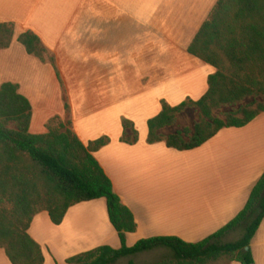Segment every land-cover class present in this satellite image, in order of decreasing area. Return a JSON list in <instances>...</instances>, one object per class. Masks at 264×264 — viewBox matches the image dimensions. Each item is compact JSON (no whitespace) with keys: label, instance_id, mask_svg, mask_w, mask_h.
<instances>
[{"label":"crops","instance_id":"crops-1","mask_svg":"<svg viewBox=\"0 0 264 264\" xmlns=\"http://www.w3.org/2000/svg\"><path fill=\"white\" fill-rule=\"evenodd\" d=\"M87 1L0 0V23L15 29L11 46L0 50V86L20 85L32 104L33 134L47 132L59 116L71 120L86 145L111 138L95 157L137 222L128 246L159 236L202 241L240 213L264 173V113L189 151L149 144L148 120L161 111L162 100L175 106L207 92L215 68L188 47L218 0H96V8ZM27 31L41 38L55 66L26 52L18 37ZM52 91L50 100L45 96ZM42 97L47 105L40 110ZM55 99L60 109H53ZM124 117L140 129L135 144L120 140ZM181 164L183 184H166ZM29 232L43 248L44 264H66L103 245L121 247L104 198L71 207L60 225L42 212ZM251 250L255 264H264V220ZM0 264H12L3 249Z\"/></svg>","mask_w":264,"mask_h":264},{"label":"trees","instance_id":"trees-1","mask_svg":"<svg viewBox=\"0 0 264 264\" xmlns=\"http://www.w3.org/2000/svg\"><path fill=\"white\" fill-rule=\"evenodd\" d=\"M14 33L12 23H0V50L11 46ZM18 41L29 55L55 66L53 56L47 60L48 50L37 34L24 32ZM188 52L215 68L208 77V90L198 100L187 98L175 106L162 100L161 111L148 120L149 144L164 142L178 151L193 150L222 129L245 127L264 113V0H218ZM189 107L199 115L193 128L165 134L164 129L174 126ZM224 107L230 111L219 117ZM32 116V104L20 92V85L1 84L0 249L12 264L45 263L41 244L29 232L36 215L47 212L52 223L60 225L71 207L102 198L121 247L99 246L68 258L66 264H116L160 248L170 250L172 257L158 264H255L251 242L264 220V173L240 213L202 241L159 236L128 246L127 235L137 231V222L95 157L111 138L105 135L86 145L59 116L47 123V132L33 134ZM122 126L120 140L137 143L139 131L134 122L124 117ZM239 230L238 240L223 242Z\"/></svg>","mask_w":264,"mask_h":264},{"label":"rangeland","instance_id":"rangeland-1","mask_svg":"<svg viewBox=\"0 0 264 264\" xmlns=\"http://www.w3.org/2000/svg\"><path fill=\"white\" fill-rule=\"evenodd\" d=\"M87 4L90 7H95V8L97 7V1L96 0H89V1H87ZM46 57H47V60H48V57H50L49 52L46 53ZM0 73H2L1 68H0ZM51 85H52V83H50V82L47 83L46 90L43 92V94L46 95L47 93H49ZM45 97L50 99V100L54 99L53 91H52L50 96H45ZM42 98H41V100H38V102H37V108H39L40 110H43L44 108H46V105H47L43 101L44 97H42ZM187 98H191V97H187ZM248 101H250V99ZM53 109H60V105H59V103H57V99H55L54 102H53ZM67 110L69 112V106H68ZM228 111H230V107H224L221 110V112L219 114V117H224L223 114L228 112ZM198 116L199 115H198V111L197 110H195L194 108H191V107L186 108L178 116L177 123L174 126L165 128L164 129V133L165 134L173 133L176 130H182L184 127H188L190 129H192L193 126H194V123L198 120ZM75 118L76 119L81 118V113L78 110L77 106H75ZM62 121L63 122H68V126L71 129H73L72 128V124H71V120L68 117L65 120L62 119ZM138 131L140 132V129H138ZM181 168H183L182 164L176 168L174 173L170 177H168V181L165 182V183L168 184V185L169 184H171V185L175 184V185H178V186L183 184L182 182H183L184 177H183V171H182ZM241 234H242L241 230L232 232V233L228 234L226 237H224L223 242L236 241V240H238L241 237ZM171 257H172V253H171L170 250H168L166 248H160V249H157V250H154V251H148L146 253H141V254H137V255H133V256L122 258L116 264H129L130 261H133L134 264H158L159 262L161 263L162 260H165V259H168V258H171ZM63 258H62V260H63ZM63 262L64 261H61L59 264H61Z\"/></svg>","mask_w":264,"mask_h":264},{"label":"water","instance_id":"water-1","mask_svg":"<svg viewBox=\"0 0 264 264\" xmlns=\"http://www.w3.org/2000/svg\"><path fill=\"white\" fill-rule=\"evenodd\" d=\"M248 249V248H247Z\"/></svg>","mask_w":264,"mask_h":264}]
</instances>
